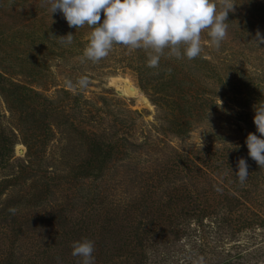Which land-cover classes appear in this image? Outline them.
I'll return each mask as SVG.
<instances>
[{"label":"rangeland","instance_id":"obj_1","mask_svg":"<svg viewBox=\"0 0 264 264\" xmlns=\"http://www.w3.org/2000/svg\"><path fill=\"white\" fill-rule=\"evenodd\" d=\"M233 2L218 48L205 29L199 56L165 48L149 67L123 45L87 59L92 28L46 0H0V264H77L84 238L95 264H264V168L245 144L264 0Z\"/></svg>","mask_w":264,"mask_h":264},{"label":"clouds","instance_id":"obj_2","mask_svg":"<svg viewBox=\"0 0 264 264\" xmlns=\"http://www.w3.org/2000/svg\"><path fill=\"white\" fill-rule=\"evenodd\" d=\"M52 13L63 14L69 27L92 28L83 56L97 62L109 54L114 45L148 51L149 67H157L164 49L177 58L189 60L200 55L201 32L208 30L211 42L217 48L226 36L228 14L234 11L233 0H46ZM103 20L101 21V14ZM62 44H71L73 34L59 36ZM264 44V35L255 38ZM180 45H184L183 53ZM87 77L79 84L87 85ZM256 132L245 139L248 156L264 168V101L253 105ZM259 133V135L257 134ZM248 163L241 157L237 161V179L243 183L248 175ZM232 169V168H231ZM233 171V170H232ZM15 213V208H10ZM94 242L84 238L73 242L72 255L80 257L77 264H95Z\"/></svg>","mask_w":264,"mask_h":264},{"label":"bare ground","instance_id":"obj_3","mask_svg":"<svg viewBox=\"0 0 264 264\" xmlns=\"http://www.w3.org/2000/svg\"><path fill=\"white\" fill-rule=\"evenodd\" d=\"M122 90L128 95H135L137 93V91H133V88L131 87V85L126 81L122 85ZM144 100L146 102V99Z\"/></svg>","mask_w":264,"mask_h":264}]
</instances>
